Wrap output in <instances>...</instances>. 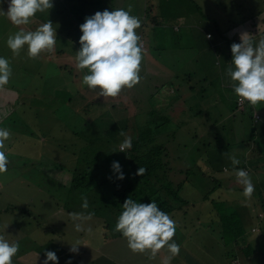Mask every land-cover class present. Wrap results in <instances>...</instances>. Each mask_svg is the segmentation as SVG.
I'll list each match as a JSON object with an SVG mask.
<instances>
[{
  "label": "rangeland",
  "instance_id": "374dc122",
  "mask_svg": "<svg viewBox=\"0 0 264 264\" xmlns=\"http://www.w3.org/2000/svg\"><path fill=\"white\" fill-rule=\"evenodd\" d=\"M4 1L6 0H0V8L5 12ZM182 1L185 17L184 20L177 21V17L171 9L172 6L177 8L174 0H109L110 7L105 6V10L112 11L123 8L127 11L130 9V14L138 17L141 23L148 24L151 20L161 22L162 20H172V22H177L176 26L180 29L177 35L171 31H165L164 37L161 38L157 35L156 29L152 31V27H148V33L144 29L143 36L149 37V34H153L152 39L164 49L163 55H153L151 50L148 53L151 55H146L144 51L146 64L141 62L139 83L130 89L124 88L118 96L102 97L99 96V93L87 92V102L96 99L100 101V104L96 108L93 106L82 107L80 104V109L75 108L77 112L62 107L52 113L50 106L59 104L61 97L30 91L25 93L20 91L19 93H23L22 96L28 99L39 100V106L14 105L12 102L7 103L6 99L3 103L0 102V128L8 129L11 133L10 138L5 142L4 149L8 159L7 171L0 173V234H4L10 242L19 244V250L12 258V264H29L30 261L40 264L42 260L46 259L45 252L47 251L56 253L58 264H68V261H71V264H163L170 255L166 247L160 249L152 259H150V251L132 252L123 236L105 239L107 229L93 225V218L80 221L85 231L75 230V223L78 221L69 224L70 226L61 227L57 221L63 222L65 219V216L62 215L64 200L63 197L59 200V196H63V184L68 182L70 175L67 172L48 168V164L45 163L46 158L49 159L54 155L52 158L57 161L65 162L67 159V155L64 160L56 158V154L59 152L56 143L61 140V135L64 132L68 133V128L82 131L83 125L87 124L89 136L86 138L94 141V144L104 145L108 141L105 135L107 128L111 122H116L121 117L125 122V130L122 127L121 132H124L125 136L118 135L116 140H124L126 136H132L137 131V124L144 121L146 110L150 107L148 95L159 90L156 80L164 84V87L168 86L166 82L171 83V90L179 93L180 99L178 100H176L178 95H173L176 101L171 100L172 95L168 92L169 88L165 89L167 91L164 94L167 95L168 104L175 101L173 109L180 106V110L177 109L178 111L171 113L173 120H184L186 123L176 130L175 139L167 144L165 157L171 169L169 177L175 184L185 177L188 179V183L184 184L179 195L190 200L187 206H183L185 212L177 210L175 211L177 214L172 218L176 225L186 230L187 235L184 229L176 228L173 240L180 246V253L171 259L170 264H225L223 254L232 250L239 251L240 256L239 259L232 261L234 264L241 261L250 264L242 255L241 247L249 250V247L252 246L254 255L257 256L259 253L258 244L264 243V220L259 225L256 219L264 214V210L259 209V200L257 199L258 192L264 189V183L261 184L264 182V139L256 140L257 143L254 141L250 144L247 143L248 148L245 145L229 146L226 150L221 147L226 142L236 144L240 139L238 138L239 134L244 133L246 137H249L247 135L250 133L252 121L245 111L239 112L242 114L235 112L236 116H239L236 121L233 119L231 114L234 110L236 95L231 84L227 83L226 73L221 71L222 69L218 66L211 65L213 47L207 44L209 40L205 37V33L197 32V28L209 31L216 39L218 35L216 25H218L220 29L231 28L228 35H234L236 29L234 21L237 13L244 14L247 9L252 12L254 6L251 0ZM177 4L181 3L178 1ZM152 5L156 8V14L150 13ZM8 20L6 16L0 15V57L8 59L11 68L9 82L0 88V91L6 89L5 87L8 89V85L14 86L15 90H23L24 87L35 82L43 84V88L47 89L48 85L45 84L53 80L54 87L51 85L49 87L55 93V85L61 83V79L57 77L61 75L60 67L68 65L70 69L72 68V74L75 76H70V70L65 68L70 79L67 82L64 80V82L71 87L76 85L71 91L74 96L75 90L80 89L79 70L75 60L76 52H73L72 48L70 51L62 47L65 52L57 53L56 45L60 43L59 41L66 42L63 39H58L51 54L49 51H44L38 57L30 58L27 45H25L19 55H14L7 46V39L17 31L14 30L15 25ZM184 24H187L188 28ZM39 25L38 16H34L27 25H22L21 28L25 31H34ZM224 36L226 37L227 34ZM172 41H174V45ZM222 45L221 43L217 44L214 48L219 54L225 50ZM144 50L147 51V49ZM37 61L39 64L35 63ZM199 61L203 64H198ZM41 75L50 80L42 82ZM139 97L144 101L140 102L138 107ZM65 98L66 96L63 95L62 101ZM111 104H117L118 108L116 111L110 109L111 119L105 118L103 121L100 118L101 114L104 110L109 109ZM169 106L168 110L170 111L171 105ZM254 107V111H257L263 119L260 121L264 123V103H258ZM121 108H125L126 111H121ZM21 109H25L26 112L21 113ZM85 110H87L86 113H84ZM137 111H141V114L135 118L134 115ZM79 116L83 118H79ZM109 120L111 122H108ZM57 124H60L59 128ZM257 127L256 129L260 128ZM57 129L60 133L55 134ZM46 134L50 141L43 140L42 143V138ZM94 136L99 137L100 140H95ZM225 151L228 154H234L239 159L240 163L236 166L238 169H248V174L254 185V191L250 197L244 195L243 186L237 183L233 170L226 172L224 169L219 172L207 163L208 155L212 154V156H220L222 165L229 168L231 162L227 156L222 154ZM243 153L246 156V162L251 161V165L246 166L245 161L243 163L238 157ZM21 157H24V161L29 160L32 164L36 159L42 160L44 163L29 166L26 169ZM72 159L71 157L70 161ZM180 169L184 171L192 169L193 172L194 170L197 172L196 174L202 172L203 175L200 174V176L207 178L204 180V188H206L208 179L209 181L213 178L219 179L222 183L220 186H215L207 199H203L201 191L204 188L198 184L201 178H195L193 174L186 175L184 172L180 174ZM211 186L210 181L207 185L208 189ZM212 201L224 202L231 208L237 203L244 204L252 211L257 212L256 217L246 218L242 222L245 230L244 237L250 243H246L244 240V242L239 241L235 244L226 238L219 240L217 236L203 228L202 225L217 217L212 208ZM78 204H75L74 208H77ZM253 223L255 225L252 230ZM212 225L214 226L215 223L212 222ZM89 228L90 232L87 231ZM77 240L80 242L78 253H72L70 247ZM36 243L41 247H36ZM224 243L227 244L224 245ZM32 250H39L38 254H30L29 252ZM83 251L85 252L82 253ZM49 264L52 262L49 261Z\"/></svg>",
  "mask_w": 264,
  "mask_h": 264
},
{
  "label": "trees",
  "instance_id": "16d2710c",
  "mask_svg": "<svg viewBox=\"0 0 264 264\" xmlns=\"http://www.w3.org/2000/svg\"><path fill=\"white\" fill-rule=\"evenodd\" d=\"M251 2L254 6L252 12H249L247 9V12H245L244 14L237 13V17L234 21V27L236 28L234 30V35H228L231 28L228 27L227 29H220L218 25H216V33L218 35L215 39L213 38V34L211 32L202 31L200 30V28H197V32L205 33L206 38L211 35V39H208L209 41L207 42L209 46L213 47V59L211 60V65L218 66L220 69H222L221 71H224L225 73L228 67L227 64L230 63L232 60L230 46L234 42L239 43V31L241 29L246 30L256 36L255 39H257V41L261 37H264V0H251ZM52 3L53 7L50 10H46L44 12H37L35 14V16H38V23L42 24L47 22L48 20L51 21L54 28L56 29L57 41L58 39H63L66 41L62 43L61 40L59 41L60 43L56 45L57 53L62 54L65 52V49H63L62 47H65L70 51L72 48L73 52H78L80 49L79 40L82 35L80 31V25L85 22L86 17H91L96 12H103L106 6L104 5V1L52 0ZM3 6L4 10L6 8L5 12H7L8 5L6 1H4ZM156 12L157 11L155 8L153 10V13L156 14ZM8 21L11 23L10 20ZM154 26L159 30L163 29L162 22L159 20L154 21ZM184 26L188 28L187 24H184ZM148 27L149 26L146 25L145 22H142L141 27L137 29V32L141 33L139 34V36L141 37L143 45L142 63L145 64L146 55H151V53H154L153 55L157 56L163 55L162 51L164 50L160 47L159 43L157 44L152 39L153 34H149L150 38L143 36L144 29ZM153 27L151 29L152 31L154 29ZM21 29H23L21 28V26H14L15 31H20ZM23 30L25 31V29ZM177 30H171V32L176 33L177 35V33L180 32H178ZM225 34H227L226 37L224 36ZM172 43L174 45V41H172ZM220 43L223 44L222 46L225 48V50L223 49L224 52L222 51V53L219 54L218 51L214 48L217 44ZM144 49H147V51ZM150 50L151 53L148 54ZM144 51L146 52V55ZM50 54L48 53V55ZM37 62L35 63L39 64V61ZM198 64H203V62L199 61ZM60 68L61 75L57 77L61 79V83L55 85V93L49 87V85L53 86V80L50 81L48 84H45L48 85L47 89L43 88V84L36 82L32 83L31 85H28V87H24L23 90H15L14 86L11 87L8 85V89L7 87H5L6 89L0 91V102L3 103L4 99H6V101L8 100L7 103L12 102L14 103V105L24 104L30 106H39V100H35L33 98L28 99L27 97L22 96V92L25 93L30 91L38 94L45 93L52 97L54 95H59V97H61L60 103L55 106H50V111L52 113H55L56 109L62 107L64 109L69 108V110L73 109L77 112L76 109H80V104L82 107L93 106V108H96L97 105L100 104V101L95 99L91 100L90 102H87L88 96L86 95V93L92 91L97 94L99 93V89H89L86 85H83L82 83L83 75L87 73V69H78L80 89L77 88L75 90L76 94L74 93L75 95L73 96L71 91L73 87L76 86L74 84L75 82L73 83L74 85H72V87L69 86L66 82L70 79V76H75V74H72V68L70 69V66L68 65H63V67ZM65 68L70 70V76L66 73ZM41 80L42 82L44 80L48 82V80L50 79L48 77H42ZM64 80L66 82H64ZM156 82V86L159 90L154 91L150 95H148L150 107L146 110V117L144 121L142 123L139 122L138 124L136 122L137 131L133 133L132 136H130L132 141V146L130 149L126 150L125 152H120V149H118V145L123 142V139H116L117 136L120 135L122 127L124 128L125 125L124 120L119 117L116 122L113 121L112 123L110 120L108 121L111 122V125L107 128V131L105 133L108 141L104 145L94 144V141L86 138V136H89V126L87 124H84L82 127L83 129L81 128L82 131L68 128V133L65 134L64 132L61 135V140L56 143L57 150L59 151L56 154V158H61L64 160L68 156L65 162L57 161L55 158L53 159L52 157H54L55 155L50 157L52 159H48L44 156V158H46V161H44L46 164H48V168L67 172L70 175L68 182L66 184H63V196H59V200L62 197L64 200V209H62V215L65 216V219L63 218V222L57 221L61 227H66L67 225H71L74 223V220H70L72 219V217H69L72 213H83L85 216L88 213H93L91 217L94 220H92L93 225H99L103 229H107L105 239L109 237H122V234L115 230V226L119 215L123 211L122 205L124 201L129 197L139 203H150L151 201H155L159 209L169 214L171 218L175 217V215L177 214L175 211L177 210H182L183 212H185V208H183V206H187L190 200L181 197L179 193L184 184L188 183V179L185 177L182 181L175 184V182H173L169 177L171 169L169 167L168 160H165L167 144L170 143L171 140L175 139L174 136L176 134V130L180 129L183 125H186L184 120L174 121L173 116L171 115L172 112L174 113L180 110V106L177 108L178 110L175 109V107L174 109L172 108L175 101L180 99V95L175 90H171V83H167L165 81L168 86L164 87V84L159 83L157 80ZM227 83L229 85L231 84L229 77H227ZM167 88H169V94L172 95L171 100L174 99L173 95H178V98H175L176 100L174 99L175 101L170 104L167 103V95L164 94L166 93L167 90L165 89ZM20 91H22V94L19 93ZM63 95H65L66 98L62 101ZM236 100L237 97L235 98L234 110L232 111L231 115L236 121L239 115L236 116L235 112H238V114H242L243 111H245L246 114H249V118L252 121L251 130L250 133L247 135L249 137H246L244 133H242L241 135L239 134L238 138L240 139L237 141L236 144H229L227 142L222 144L221 147H223L225 150L229 146L240 147L245 145V147L248 148L246 146L247 143L250 144V142L252 141L256 142V140L260 141V139H264V123L260 121L263 119H261L260 114L257 113V111H254V105L245 102L243 108L241 110H238L239 108L237 107ZM143 101L144 100L139 97L137 106L139 107V103ZM169 105H171L170 111L168 110L170 107ZM117 108V104H111L109 109H106L104 110V112H102L100 118L103 121L105 118L111 119L110 109H112V111H116ZM121 111L124 112L126 111V109L121 108ZM23 112H26V110L21 109V113ZM86 112L87 110H85L84 113ZM140 112L141 111H137L134 117H138L141 114ZM255 115L258 116L257 119L255 118ZM79 118L83 117L79 116ZM57 125L59 128L60 124ZM172 125L173 128H171ZM256 127L260 128L256 129ZM57 130L58 131L55 134L60 133L59 129ZM46 136L47 134L43 136L42 143L43 140L50 141V139ZM52 138L54 139V136H52ZM94 139L100 140L99 137L95 136ZM37 141L40 142V140L38 139ZM71 157L73 158L72 161H70ZM238 157H240L243 163L245 161L246 166L252 163L251 161H249V163L246 162V156L244 153L243 155H238ZM20 159L24 161V157H21ZM114 161L119 162V164L121 165L122 172L125 176L123 180L117 179L118 174L114 173L111 168V165ZM33 163L34 164L29 162V160H26L23 162V165L26 169H28L29 166L41 165V163L44 162L42 160L36 159L35 161H33ZM207 163L210 164L214 168V170H217L219 172L224 171V169H226V166H223L221 163L220 156L216 157L215 155L212 156V154L208 155ZM230 165L231 166L227 168L228 171L233 170L232 164ZM139 167H143L146 169V172L143 176L136 175ZM183 172L186 175L193 174L195 175V178H201L198 184L201 185L202 188H204V180H207V178H204L202 176L203 173L201 171V173L196 174L197 172L195 170L193 172L192 169L185 171L182 169L179 170L180 174H182ZM200 174L202 175L200 176ZM210 181L212 183V186L208 189L207 185H209ZM210 181L208 179L206 188L201 191V198L203 199H207L209 197L210 192L214 190L215 186H220L222 183L221 180L214 178L210 179ZM263 183L264 182H262L261 184ZM83 197L87 198L89 205L87 209H83L81 207L83 203ZM257 199L259 200V209L261 208L264 210V189L263 191L258 192ZM75 204H78L77 208H74ZM211 204L212 208L217 214V217L212 218L209 223L202 225L203 228L210 234L217 236L219 240H223L224 238H226L229 239L231 242H234L235 244L239 241L244 242V240H246V243H250L249 241H247V238L245 239L244 237L245 230L243 229L242 222L245 221L246 218L256 217L257 212L255 210L252 211L250 207L244 204L239 205L237 203L233 205L232 208L226 205L224 202L212 201ZM263 216L256 218L259 222V225L262 224V221L264 220ZM212 222L215 223L214 226L212 225ZM254 225L255 224L253 223L251 228H254ZM176 228H178L179 230L184 229L178 225H176ZM184 231L187 235L185 229ZM226 244L224 243V245ZM258 246L260 247V249L257 256L254 255V250L252 246L249 247V250L241 247L240 251L242 252V255L246 258L248 263L264 264V243H259ZM239 258V251L232 250L231 252H226L223 254L225 264H234L232 261L234 259L237 260ZM238 264L246 263H244V261H241Z\"/></svg>",
  "mask_w": 264,
  "mask_h": 264
},
{
  "label": "clouds",
  "instance_id": "9594fccd",
  "mask_svg": "<svg viewBox=\"0 0 264 264\" xmlns=\"http://www.w3.org/2000/svg\"><path fill=\"white\" fill-rule=\"evenodd\" d=\"M52 7V0H9L7 12L0 8V15L6 16L13 25L22 26L27 25L37 12H44ZM140 27V19L131 15L130 9L104 10L85 18V22L80 25V49L75 56L76 67L79 70L87 69L82 78L83 85L89 89H99V96L116 97L124 88L130 89L139 83L143 47L136 30ZM255 37L246 30L239 31L240 42H234L230 46L232 60L226 69V76L230 78L236 97L241 103L246 101L251 105L264 103V37L258 41ZM207 39H211V35ZM56 42V29L48 20L34 31L21 29L10 35L7 46L14 55H19L20 50L27 45L29 57L34 59L44 51L51 52ZM10 76L8 59L0 57V88L9 82ZM10 135V130L0 128V173L7 171L8 159L4 149ZM120 135L125 136L123 132ZM131 146V137L126 136L119 145L120 152H125ZM222 154L230 160L233 174L237 183L243 186L244 195L250 197L254 185L248 172L236 167L240 161L234 154ZM111 168L118 174L117 179L125 178L119 162L114 161ZM145 172V168L139 167L136 175L143 176ZM82 199L81 207L87 209V198ZM122 209L115 230L122 234L132 252L150 251L152 259L160 249L166 247L170 255L163 264H170L171 259L179 255L180 246L173 240L176 223L169 214L159 209L155 201L139 203L129 197L124 201ZM70 215L74 221H84L91 219L93 213L86 216L83 213ZM75 230L85 231L80 222L75 223ZM87 231L90 232L91 229ZM79 246L80 242L77 240L71 245L70 251L78 253ZM18 250V243L10 242L4 234H0V264H12V258ZM45 256L43 264H49V261L58 264L55 252L47 251Z\"/></svg>",
  "mask_w": 264,
  "mask_h": 264
},
{
  "label": "crops",
  "instance_id": "0c3cea01",
  "mask_svg": "<svg viewBox=\"0 0 264 264\" xmlns=\"http://www.w3.org/2000/svg\"><path fill=\"white\" fill-rule=\"evenodd\" d=\"M104 1V0H103ZM180 2L181 4L180 5H178L177 4V2ZM174 3H175V5L177 6V8L176 7H174V6H172V12H173V14L177 17V21H179V20H184V15H183V9H182V4H183V1L182 0H174ZM107 4V5H106ZM104 5H106V7H110L109 6V0H106V1H104ZM148 7V5L146 6V8ZM155 8L153 7V6H151L150 7V10H151V14H152V12H153V10H154ZM108 10V9H107ZM176 23L177 22H172V20H167V21H163L162 20V27H163V29L162 30H159V29H157L155 26H154V21H151V22H149L148 24H146V25H148L149 27H153L154 29H157V32H158V34L160 35V38L161 37H163L164 36V34H165V31H168V32H170L171 30H177V26H176ZM156 25V24H155ZM186 25V24H185ZM173 28V29H172ZM146 29V33H148V29L147 28H145ZM152 29V28H151ZM178 32L180 31V29H178L177 30ZM35 246L36 247H38V246H40L41 247V245H39L38 243H36L35 244ZM38 251L39 250H36V251H34V250H32V252H29L30 254L31 253H36V254H38ZM85 251H83L82 253H84ZM43 261L44 260H42L41 262H40V264L41 263H43ZM29 264H37V263H35V262H32V261H30L29 262Z\"/></svg>",
  "mask_w": 264,
  "mask_h": 264
},
{
  "label": "built area",
  "instance_id": "2783aa9c",
  "mask_svg": "<svg viewBox=\"0 0 264 264\" xmlns=\"http://www.w3.org/2000/svg\"><path fill=\"white\" fill-rule=\"evenodd\" d=\"M8 2H9V0H6V3H7V5H8ZM246 102V101H245ZM245 102H243V103H241L240 102V100H239V98H237V100H236V103H237V107L238 108H243V106H244V104H245ZM255 118L257 119L258 118V116L257 115H255ZM245 171H247V169L246 168H243ZM254 228H252V230H253Z\"/></svg>",
  "mask_w": 264,
  "mask_h": 264
}]
</instances>
